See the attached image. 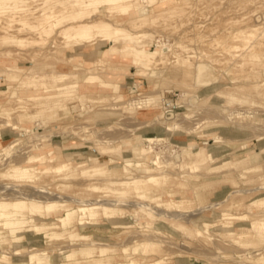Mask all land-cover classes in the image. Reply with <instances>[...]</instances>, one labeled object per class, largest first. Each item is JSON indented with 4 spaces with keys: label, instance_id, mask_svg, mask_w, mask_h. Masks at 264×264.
Returning <instances> with one entry per match:
<instances>
[{
    "label": "bare ground",
    "instance_id": "6f19581e",
    "mask_svg": "<svg viewBox=\"0 0 264 264\" xmlns=\"http://www.w3.org/2000/svg\"><path fill=\"white\" fill-rule=\"evenodd\" d=\"M191 1L193 2V0H0V29L4 30V37L10 43L25 47L45 41L56 27L66 20H71L72 22L62 26L59 32L65 39L81 41V44L98 41L96 50L91 48L81 52L78 50V56L74 55L75 52L69 53L67 61L70 64L61 63L56 66L58 69L56 74L51 73L52 83L44 81L49 74L42 77L44 80H38L39 88L31 98L42 104L44 101L49 109H58L65 98L78 92L79 84L76 82H58L59 76L77 78L79 73L70 72V69L76 67V61H79L77 64L92 68L96 62L113 57L129 59L138 67L136 75H143L152 81H155L154 79L163 81L165 71L157 68L156 63L166 62V54L171 51L170 46L157 45L155 51H151L141 41L146 34L126 33V29L139 23H149L152 14L159 18L179 12L190 5ZM102 5L108 6L105 14H99ZM85 17L87 18L84 19ZM107 18H114L117 23ZM113 27L116 41L122 39L124 46L119 47L112 44L113 40H109ZM25 32L33 38L23 36ZM257 33L264 36V28L257 24H248L233 36L232 45L222 47L231 56L238 53L242 46H247V51L252 48L250 58L254 63L252 74L255 75L264 71L262 42H250ZM240 40V45L234 44ZM108 41L111 46L104 48L103 45ZM100 47L104 49V59L99 57L91 60L98 57L97 51ZM79 55L82 56V60ZM190 58L186 57L184 62L187 63ZM194 73L195 86L204 89L203 93L218 89L215 71L208 63H197ZM27 74L30 75L31 72ZM117 76L125 80L127 73L121 72ZM95 78L92 76L88 79ZM256 78L253 88L264 99V80ZM110 85L114 91H119L125 84L114 81ZM156 89L157 86L148 96L139 97L140 87L133 86L129 92L131 99L127 102H123L125 98L123 93L119 98L111 99L114 100L112 103L108 98H100L99 101L109 102V108L106 110L112 111H120L123 107L155 109L160 105ZM15 95L17 94L14 93L13 96ZM218 96L228 102L234 101L220 93ZM17 100L21 101L18 98ZM120 102L122 104H116ZM245 102L242 100V103ZM194 103L193 98L190 104ZM252 105L259 103L253 101ZM170 108V103L163 104V110L167 111ZM0 112V115H4V121H0V179L27 180L31 183L42 182L44 179L59 182L57 189L76 187L78 190L69 197H63L40 186L26 189L19 187L20 185L6 184L5 190L0 191V226H3L0 228V239L4 241L7 237L11 239L6 242L7 247L0 244V264H188V260H175L174 256L188 252V248L183 246L178 250L166 248L163 238L177 231L181 234L194 232L198 237L212 236L209 232L215 227H217L215 231L221 230L233 238L238 233V227L245 226L247 230L241 231L235 239L233 238L235 247L250 245L251 235L257 241H264V218L240 225L236 222L240 217L231 212L243 207L264 208V187L235 190L226 198L212 203L203 202L210 192L197 190L206 183L202 179L195 181L188 191L183 189L184 183L188 181V175L201 171L203 165H210L209 169L213 171L238 167L237 165L246 161L247 158L231 161V157H227L229 155L227 145L230 140L226 138L217 136L211 146H202L198 151L178 157H165L155 152L152 146H130L131 148L123 149L124 147L118 146L115 140H96V145L101 147L103 153L122 155L123 164H114L85 156L72 149L76 132L63 131L59 134L58 142L54 141L45 146L33 144L18 159L19 156H14V151L20 140L9 141L7 137L10 132L14 133L12 130L24 131V128H18L13 122V108L5 106L0 108ZM231 115L241 117L248 114L236 110ZM175 118L173 113L165 112L158 113L153 121H169ZM82 130L88 133L86 128L82 127ZM195 130L191 128L187 134H194ZM161 131L174 132L175 126L166 125ZM84 139L90 140L88 136ZM153 141V137H148L147 143ZM62 142L65 144L60 147ZM188 147L191 150L193 145ZM150 165L153 168H150ZM254 168L246 167L245 171H253ZM153 171H156V174H150ZM95 178L102 184L79 182L81 179ZM190 192L194 194L193 198L186 197ZM178 194L181 195L180 198L177 197ZM234 194L239 196L232 199ZM164 195L170 198L162 201L161 197ZM129 196H135L140 200L127 201ZM184 204L196 206L189 207ZM220 206L221 215L215 222L196 218ZM161 207H175L177 211L167 213L158 209ZM134 226L142 228V231L124 238L122 231ZM253 230L254 233L250 234L249 232ZM23 238L28 242L24 247ZM57 240H66L68 246L53 248ZM218 244L215 243L217 247ZM235 252L234 256L240 259L246 257L249 260L246 264H263L264 248L257 251L245 250L243 253ZM195 255L202 259H210V255L205 252L195 251Z\"/></svg>",
    "mask_w": 264,
    "mask_h": 264
},
{
    "label": "rangeland",
    "instance_id": "374dc122",
    "mask_svg": "<svg viewBox=\"0 0 264 264\" xmlns=\"http://www.w3.org/2000/svg\"><path fill=\"white\" fill-rule=\"evenodd\" d=\"M107 7V5L100 6L99 14H105ZM154 15L152 14L149 23L128 26L126 33L146 34L141 41L151 51H155L157 45L168 44L170 46L171 51L166 54V62L156 63L157 68L165 71L163 81L161 79L152 81L143 75H136L138 67L133 65L129 59L113 57L103 62H96L91 66L92 68L77 64L79 61H76V67L70 69V72L79 73L77 78L59 76L58 79L60 73L56 75L60 83L74 81L79 84L78 92L65 98L58 109H49L44 101L42 104L31 98L39 88L38 80L45 79L46 83H52L51 73L56 74L58 71L56 66L61 63L70 64L67 61L69 53L75 52L74 55L78 56V50L80 52L87 48L96 50L98 41L81 44V41L65 39L64 35L59 32L62 26L72 22L71 20H66L65 23L56 27L45 41L25 47L10 43L4 37V30L0 29V108L5 106L13 108V122L18 128H24V131L12 130L14 133L10 132L7 137L9 141L20 140L15 148L14 156L18 155L20 159V155L28 151L27 149H30L29 147L33 144L45 146L54 141L58 142L59 134L63 131L76 132V138L72 141V149L85 156H92L114 164H123L122 155L103 153L101 147L96 145V140H115L118 146L124 147L123 149L132 146H152L155 152L165 157H178L198 151L202 146H211L215 143L216 137L221 136L230 140L227 145L229 149L227 157H231V161L247 158L246 161L237 165L238 167L220 168L213 171L209 169L210 165H203L201 171L188 175V181L184 183L183 189L188 191L195 181L202 179L206 183L197 190L210 192L203 202L212 203L226 198L235 190L264 187V99L253 88L256 77L264 80V71H260L257 75L252 74L254 67L250 58L252 48H249L248 52L247 46H242L234 56L222 48L232 45L233 36L248 24H257L264 28V0H193L190 5L179 12L159 18H155ZM107 19L117 23L114 18ZM111 30L109 40H113L112 44L119 47L124 46L122 39L116 41L114 27ZM23 36L33 38L26 32ZM256 41L262 42L261 49H264V36L260 33L255 34L250 42ZM105 43L104 48L111 46L109 41ZM234 44L240 45L241 40ZM103 53L104 49L100 47L97 51L98 57L91 60L99 57L104 59ZM42 54H44L43 58ZM32 55L35 57L33 58ZM81 57L79 55L80 59ZM186 57H191L187 63L184 62ZM199 62L208 63L215 71L216 81H218L216 91L203 93L204 89L195 86V65ZM29 72H31L30 75L27 74ZM121 72L127 73L125 80L117 76ZM48 74L49 76L42 78ZM92 76L96 78L88 79ZM114 81L125 85L121 90L114 91L110 85ZM154 85L157 86L156 92H158L157 97L160 102V108H155L157 111L146 107L143 109L123 107L120 111L106 110L109 108L108 105L114 101L111 99L119 98L122 93L125 94L123 102L131 99L130 87L139 86V97H144L154 90ZM14 93L17 94L16 98L13 96ZM219 93L234 101L228 102L219 97ZM192 97L195 101L194 105L190 104ZM100 98H108L110 103H100ZM242 100L246 102L242 103ZM253 101L258 102L259 105H252ZM164 103H170L171 108L167 111L163 110ZM236 110L248 115L241 117L231 115ZM165 112L173 113L176 118L169 121H153L158 113L165 114ZM0 121H4V115H0ZM169 124L175 126V131L162 132L161 129ZM82 127L86 128L88 133H84ZM191 128L196 129V133L187 134ZM85 136H88L90 140L86 141ZM148 137H153V143H147ZM63 144L65 143L62 142L60 147H63ZM191 144L193 147L189 150L188 146ZM246 167L255 168L253 171L246 172ZM150 168H153L152 165ZM150 174H156V171ZM43 180L31 183L27 180L0 179V191L5 190L6 184L20 185L19 187L26 189L40 186L63 197H69L78 191L76 187L65 190L57 189L59 182ZM79 182L102 184L96 178L81 179ZM190 193L186 197L193 198L194 194ZM180 196V194L177 195L179 198ZM238 196L234 194L232 199ZM169 198L168 195H164L161 200L165 201ZM129 200L139 201L140 199L129 196L127 201ZM186 206L194 207L196 204ZM158 209L167 213L177 211L175 207ZM221 210L220 206L196 218L215 222L221 215ZM231 212L240 217L238 221L236 220L240 225L264 218V208L257 206L252 209L243 207L231 210ZM215 228L209 232L212 236L198 237L194 232L181 234L177 231L163 239L166 242V248L172 247L174 250L182 246L188 248V252L174 255L175 260H188V264H246L249 260L246 257L240 259L234 256L235 251L243 253L245 250L257 251L264 248V241H257L252 237L253 235L250 236V245L247 247L234 246V239L241 231L247 230L245 226L238 227V233L233 237L234 239L221 230H218L220 232L215 231ZM140 231L142 228L134 226L123 230L122 235L124 238H129ZM249 233L253 234L254 230ZM10 239L9 237L5 241L0 239V244L7 247L6 242ZM27 243L23 238L22 246H27ZM215 243H219L218 247ZM222 243H226L225 247ZM67 244L66 240H57L53 248L59 249L68 246ZM195 251L209 254L210 259L196 257ZM10 257L12 258V255Z\"/></svg>",
    "mask_w": 264,
    "mask_h": 264
}]
</instances>
